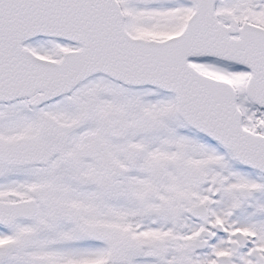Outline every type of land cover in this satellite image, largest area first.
<instances>
[{
	"label": "snow or ice",
	"instance_id": "snow-or-ice-1",
	"mask_svg": "<svg viewBox=\"0 0 264 264\" xmlns=\"http://www.w3.org/2000/svg\"><path fill=\"white\" fill-rule=\"evenodd\" d=\"M0 264H264V0H0Z\"/></svg>",
	"mask_w": 264,
	"mask_h": 264
}]
</instances>
